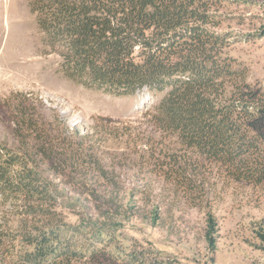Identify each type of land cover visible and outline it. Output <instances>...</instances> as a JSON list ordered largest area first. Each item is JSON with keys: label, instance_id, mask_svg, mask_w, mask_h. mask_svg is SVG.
Segmentation results:
<instances>
[{"label": "trees", "instance_id": "obj_1", "mask_svg": "<svg viewBox=\"0 0 264 264\" xmlns=\"http://www.w3.org/2000/svg\"><path fill=\"white\" fill-rule=\"evenodd\" d=\"M226 1L30 4L44 52L59 57L56 72L62 77L117 96H133L145 87L166 92L153 122L176 136L181 153L174 151V165L168 164L162 175L199 192L200 202L207 188L199 177L203 171H216L223 180L264 184V82H251L248 66L232 53L236 37L224 27ZM257 36H264V24ZM6 152H0V196L19 206L22 219L21 227L0 233V264L5 254L16 264L174 263L154 247L133 246L125 257L113 256L110 248L102 254L105 246L120 245V228L132 210L116 203L113 192L93 193L100 204H83L81 218L70 222L59 210L63 191L43 165L26 154ZM77 153L63 152L59 159L75 161ZM47 164L54 170L52 160ZM217 232L218 220L210 211L205 237L213 249ZM259 236L264 243V231Z\"/></svg>", "mask_w": 264, "mask_h": 264}, {"label": "rangeland", "instance_id": "obj_2", "mask_svg": "<svg viewBox=\"0 0 264 264\" xmlns=\"http://www.w3.org/2000/svg\"><path fill=\"white\" fill-rule=\"evenodd\" d=\"M249 1H226L224 27L236 37L232 53L248 66L249 80L264 82V36H257L264 24V0ZM30 4L0 0V152L11 150L40 162L63 191L59 210L70 222L81 218L83 204H100L93 193L113 192L116 203L131 209L118 234L120 245L105 246L102 254L110 248L113 256L125 257L133 246L154 247L173 264H264L259 236L264 184L223 180L216 171H203L199 177L207 188L200 202L199 192L163 176L168 164L174 165V151L181 153L176 136L153 122L166 92L145 87L133 96H117L62 77L56 72L59 57L44 52ZM71 151L78 152L75 161L59 159ZM18 207L0 196V233L21 227ZM210 211L218 220L214 249L205 237ZM15 259L5 254L3 264H16Z\"/></svg>", "mask_w": 264, "mask_h": 264}]
</instances>
